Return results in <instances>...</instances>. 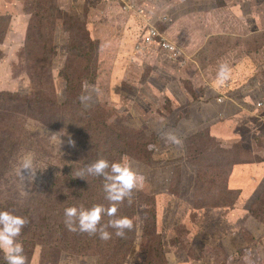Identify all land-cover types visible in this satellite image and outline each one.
<instances>
[{"label":"rangeland","instance_id":"374dc122","mask_svg":"<svg viewBox=\"0 0 264 264\" xmlns=\"http://www.w3.org/2000/svg\"><path fill=\"white\" fill-rule=\"evenodd\" d=\"M149 1L152 7L167 5L184 19L176 40L190 57L182 63L187 70L180 78L163 71L182 57L171 35L164 34L178 46L169 52L172 62L139 42V33L135 43L142 65H135L126 38L118 33L123 26L117 27L115 19H143L147 9L151 13ZM162 12L157 7L151 21L159 23ZM206 15L216 19L208 23ZM175 24L162 28L175 35ZM120 50L126 65L120 69L122 82L114 76ZM229 53L245 56L240 79L246 80L233 86L230 73L229 97L250 109L259 97L252 89L264 91V0H0V211L28 219L18 238L27 264H169L159 211L166 208L165 226H174L185 216L180 208L191 203L207 212L196 211L187 220L196 222L203 239L211 229L212 240L227 238L236 249L255 243L264 232V192L247 199L250 213L244 204L227 221L225 214L213 212L232 208L238 197L227 190L231 165L257 159L255 151H246L239 142L238 126H228L227 119L218 126L222 111L239 113L232 103L214 102V88L219 87L214 80ZM170 78L176 80L170 86L180 95L177 101L164 93L170 91L165 86ZM103 129L117 140H110ZM96 132L119 151L109 143L95 157L82 143ZM230 132L235 141L227 140ZM156 141L159 153L151 150ZM258 142L264 151V141ZM26 152L34 154L41 169L34 181L24 184L15 169ZM96 158L128 163L143 178L132 203L125 199L115 217L104 214L100 222L103 226L111 219L130 218L134 227L124 238L111 227L112 238L102 241L98 234L71 232L65 226L67 207L111 206L102 177H75ZM49 210L54 217H48ZM225 229L231 230L228 237ZM166 230L175 244L172 255L186 259L203 249L187 241L186 232L176 240L173 233L179 230ZM180 241L185 248L177 246ZM0 264H6L2 252Z\"/></svg>","mask_w":264,"mask_h":264},{"label":"crops","instance_id":"0c3cea01","mask_svg":"<svg viewBox=\"0 0 264 264\" xmlns=\"http://www.w3.org/2000/svg\"><path fill=\"white\" fill-rule=\"evenodd\" d=\"M167 2L170 3L172 0H162V2ZM151 3V1H149ZM154 3L149 4L151 7V13H155L157 7L160 8L161 15L157 16L160 19L159 23H156L155 21L152 20L151 13H149L148 9L146 14H144L143 19H137V18H121V19H115V24L117 27L123 26L118 30V33L121 34V37H125L124 39L126 40L127 48H129V53L133 56V63L136 65V63H139L140 65L141 62L138 61L139 55L136 50V45L138 41L135 43V38L138 36V34L143 33L147 31V22H153L159 26L161 31L166 34V36L170 39L172 38L173 42L177 43L179 45V48H181L182 51V57L181 61H177V65L174 64H168L169 68H164V72H166L169 76L175 75V73L178 75V78L182 77L183 74H185L186 69V64H182L183 62L189 60L188 57L189 51L188 49L184 46V44L180 43V41L176 40L177 38V31L181 27L180 22L184 20L181 15H177L173 12L170 11L169 8H166L167 5H162V6H157L154 5ZM168 15L169 17L172 18L171 24H175V29L174 32H176L175 35L171 32V30H168V27L162 28V26H167V22L163 20V17ZM150 16V17H148ZM208 17V23L213 22L215 19H212L213 17L211 15H206ZM147 18V22H146ZM188 24L190 21H187ZM190 25V24H189ZM198 28L194 27L193 32H197ZM181 31V30H179ZM139 35V38H140ZM171 35V36H170ZM170 36V37H169ZM196 37V36H194ZM158 44L154 43L152 44L148 49L150 51L155 50L162 58H165L168 61L170 60V54L169 51L164 50L162 48L157 47ZM122 50V49H121ZM120 52L118 53V61L116 66V72H114L115 80L118 81L121 79V82L125 79V77L121 74L120 69L124 67L125 65V60H123V55H121L120 58ZM171 53V52H170ZM195 53V52H194ZM225 57V58H224ZM222 61L224 63H227L230 73L234 76V85H238L242 82V84L245 83V79H240L243 77L245 73L242 72V67L244 66L243 59L245 56L243 55H234V54H227L224 56ZM232 61V62H230ZM172 62V61H171ZM262 66V64H259ZM126 66V65H125ZM198 69V67L196 66ZM215 70V69H214ZM237 76L239 78H237ZM138 82V80H136ZM217 82L219 87L214 88L217 91L218 96H224V100L219 101L217 98H215L217 104H220L221 106L226 105L228 102L236 105V110L239 113L233 114L231 116L227 115L225 112L222 111L220 114V117L218 119V123L220 126L222 123H224L223 120L227 119V124L228 126H238L241 130L237 132L239 135H241V138L239 142L242 143V146L246 151H255L257 155V159L255 161H250V160H243L240 162H236L230 167V173L228 175V178L226 180V185H227V190L228 192H238V197L236 198V202L232 208H226V211L222 212L220 210L219 212L217 210H213L214 213H217L221 217L225 214V221H227V216H230L233 214V211L235 209H238L242 207L244 204V208L246 211L247 209L249 210V205L247 203V199H258L260 196H262V193L264 192V151L260 150L257 145H258V140L264 141V105L260 107L259 109L256 108L255 106L251 105L250 109L245 105V107L242 109L241 105L239 104L238 100L233 99L229 97V93L231 91V88H229L230 83L229 79L228 81H225L223 83H219L217 80H214ZM244 81V82H243ZM170 85L176 86V80L173 78H170L169 80L165 81V86L167 87L168 92L164 91L166 95H169L173 101H177L180 98V95L177 90L171 88ZM213 86V84H211ZM264 87V84L263 86ZM210 89V88H209ZM239 89V88H237ZM257 89V88H256ZM235 91V87H234ZM252 91H257L259 94L258 99L256 102L263 101L264 100V91H262L259 87L258 90H253ZM163 95V94H162ZM130 97L129 99H131ZM189 99V98H188ZM188 99L185 103H183V107L188 104ZM192 104V103H190ZM185 109V108H184ZM179 110L181 111L182 108L179 107ZM225 117V118H223ZM164 118V117H162ZM217 123V124H218ZM230 127V128H232ZM243 128L245 129L244 132ZM246 133V134H242ZM227 140L229 141H235L233 139V132H230L228 134ZM248 135V137H247ZM237 139V138H236ZM193 185L197 184L195 180L193 179ZM196 193V191H195ZM187 198V197H186ZM165 212L163 210L159 211V216L161 215L163 217L164 213L166 212V208H164ZM221 209H224L222 207ZM197 211V213L201 215H206L207 212H204L203 209H196L195 203L189 204L186 209L183 211L181 210V213L185 216H183L182 220L183 221H177L174 226H165V217L167 215H164L163 219L162 217H159V223L161 229L164 231V238H163V245L166 248V258L171 256L174 258L172 261V264H180V263H185V264H264V235L259 234L255 243L251 244L247 247L244 248H239L236 249L234 245L229 241V239L221 240V239H215L212 240V232L211 229L208 230L209 235L206 237V239H203V236H206L205 234H201L202 230L198 227L196 222H188L190 217ZM238 211V210H237ZM239 211H241L239 209ZM242 212V211H241ZM250 213V210H249ZM206 218V217H205ZM188 220V221H187ZM227 225L228 222H227ZM166 227L170 230V227L174 231L179 230L178 232L173 233V237L177 240V237H181V232H186L187 234V241H190L191 243L193 242V246H203L202 250H198V253L196 255L192 256H187L186 259H181L174 255H172V251H174V246L175 245L172 241V235L171 233L166 230ZM225 228V227H224ZM220 228V229H224ZM182 229V230H180ZM219 229V230H220ZM228 233L225 237H228V234L231 232L230 229H225L224 231H227ZM210 240H212V243H208ZM207 243V244H206ZM181 245L182 247H186L184 241H180L177 246ZM169 261V259L167 258ZM177 261V262H176ZM170 264V261H169Z\"/></svg>","mask_w":264,"mask_h":264},{"label":"clouds","instance_id":"9594fccd","mask_svg":"<svg viewBox=\"0 0 264 264\" xmlns=\"http://www.w3.org/2000/svg\"><path fill=\"white\" fill-rule=\"evenodd\" d=\"M230 78V69L227 63H220L217 71V81L223 83ZM57 134H52L55 136ZM68 143L75 147V141ZM41 169L35 165V156L32 152L24 153L15 169L20 180L26 184L35 180L37 170ZM102 177L105 199L111 204L105 208L103 205H94L90 209L76 206L67 207L64 210L65 226L71 232L87 233L88 235H99L102 241H108L112 234L107 230L115 229V236L124 238L126 230L131 231L134 227L133 221L128 217L111 219L107 225L101 226L102 216L115 217L118 211L117 205L125 199L132 203L134 191L143 187V178L136 173L128 163L110 162L106 158H100L84 169L76 172L75 177L88 178ZM29 223L24 216L17 215L8 210L0 211V252L4 254L6 264H27L24 255L23 243L18 239L22 230ZM172 264L173 257H167Z\"/></svg>","mask_w":264,"mask_h":264},{"label":"built area","instance_id":"2783aa9c","mask_svg":"<svg viewBox=\"0 0 264 264\" xmlns=\"http://www.w3.org/2000/svg\"><path fill=\"white\" fill-rule=\"evenodd\" d=\"M163 20L168 23V22L172 21V18L169 17L168 15H166L163 17ZM146 29H147V31L141 33L139 42L143 40V43H146L148 48L152 44L157 43L160 48L167 50L169 52L178 51V48H177L178 46L174 45L170 40H168L164 36V33L161 31V29L159 28V26L157 24H155L153 22H147V28ZM137 46H139V43ZM222 100H224V96H221L219 98V101H222ZM257 105H258V107H262L264 105V100L259 101L257 103Z\"/></svg>","mask_w":264,"mask_h":264},{"label":"trees","instance_id":"16d2710c","mask_svg":"<svg viewBox=\"0 0 264 264\" xmlns=\"http://www.w3.org/2000/svg\"><path fill=\"white\" fill-rule=\"evenodd\" d=\"M137 50V49H136ZM49 70H51L50 68H49ZM221 97V96H220ZM220 97H218V100H219V98ZM260 101V100H259ZM258 101V102H259ZM2 102H3V100L0 102V106L2 105ZM258 102H256L255 103V107L256 108H260V107H258V105H257V103ZM87 110V109H86ZM89 113V110H87V112H86V114H88ZM62 118H64L65 119V117H63L62 116ZM115 127V126H114ZM113 127V129L115 130V128ZM117 128V127H116ZM104 130V129H103ZM105 131V130H104ZM106 132V131H105ZM107 133V136H109L110 137V140H112V139H115V140H117V135L116 134H110V133H108V132H106ZM81 133H79V135H80ZM85 136H87L86 134H84ZM96 137H91L89 140H87L86 141V143H82V145H84V147H86L87 149H89V150H91V149H93L92 151L94 152V154H95V157H97L98 155H100L101 154V152L99 151V149H104V146L106 145V144H109L110 143V140H109V138H107V136H98V134H97V132H96ZM80 136H82V135H80ZM111 144L112 143H110V146H111ZM112 145H114V144H112ZM118 145V144H117ZM114 147H115V150H116V152L117 151H119L118 149H117V146L116 145H114ZM0 149H2L1 148V146H0ZM152 151H154V153H159L161 150H160V145L157 143V141H156V143H155V148H152L151 149ZM137 153H142L141 151H138ZM76 154V153H75ZM2 155V154H1ZM3 156V155H2ZM4 157V156H3ZM104 157V156H103ZM96 160H98L97 158L96 159H94L92 162H94V161H96ZM98 203H96V205H97ZM181 210H185L186 209V205H184L183 206V208H180ZM48 217L49 216H52V217H54L53 216V214H52V212L49 210L48 211ZM47 217V218H48ZM22 232H23V230H22ZM162 244H163V240H162Z\"/></svg>","mask_w":264,"mask_h":264}]
</instances>
